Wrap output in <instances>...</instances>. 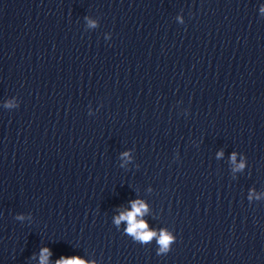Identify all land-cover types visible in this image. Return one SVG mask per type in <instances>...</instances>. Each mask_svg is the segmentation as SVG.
Returning a JSON list of instances; mask_svg holds the SVG:
<instances>
[{"label": "clouds", "instance_id": "clouds-1", "mask_svg": "<svg viewBox=\"0 0 264 264\" xmlns=\"http://www.w3.org/2000/svg\"><path fill=\"white\" fill-rule=\"evenodd\" d=\"M240 167H243V165L241 164ZM145 211L146 206L142 202H133L132 210L126 213H122L119 217L116 218L115 222L119 224L121 220L127 221L129 224L127 232L129 234H133L141 242H148L154 236H156V233L153 231H149L145 222L137 220V217L143 215ZM171 240L172 237L169 234H167L166 232H161L160 236L158 237V243L161 246V251L167 250L169 244L171 243ZM49 255L50 252L48 251V249H43L41 251L40 264H48ZM57 264H86V262L79 257H62L57 261Z\"/></svg>", "mask_w": 264, "mask_h": 264}]
</instances>
